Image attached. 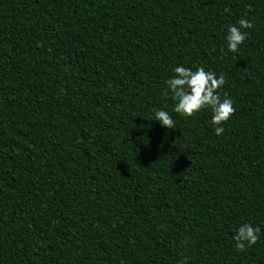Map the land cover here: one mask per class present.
<instances>
[{
    "label": "trees",
    "instance_id": "obj_1",
    "mask_svg": "<svg viewBox=\"0 0 264 264\" xmlns=\"http://www.w3.org/2000/svg\"><path fill=\"white\" fill-rule=\"evenodd\" d=\"M181 64L224 75L221 136L162 94ZM184 261L264 264V0H0V264Z\"/></svg>",
    "mask_w": 264,
    "mask_h": 264
},
{
    "label": "clouds",
    "instance_id": "obj_2",
    "mask_svg": "<svg viewBox=\"0 0 264 264\" xmlns=\"http://www.w3.org/2000/svg\"><path fill=\"white\" fill-rule=\"evenodd\" d=\"M253 24L246 18H240L236 24L229 25L226 30L224 41L228 53L237 54L241 45L246 40ZM173 75L165 81L163 95L172 99V111L178 116L191 118L198 115L202 110H210L211 125L217 137L221 136L223 127L234 114L233 101L230 98L221 99L220 90L225 84L223 74L206 71L204 67H196L193 70L184 65L172 68ZM154 121L159 122L161 127L172 130L175 121L168 111L155 110ZM260 238V228L251 223H242L237 226L233 235L234 247L238 251H244L255 245ZM186 264V261L182 262Z\"/></svg>",
    "mask_w": 264,
    "mask_h": 264
}]
</instances>
